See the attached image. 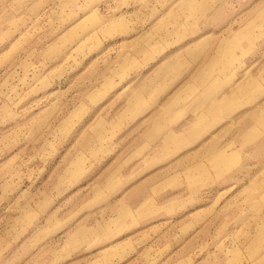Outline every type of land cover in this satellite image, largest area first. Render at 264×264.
<instances>
[{
  "label": "rangeland",
  "instance_id": "obj_1",
  "mask_svg": "<svg viewBox=\"0 0 264 264\" xmlns=\"http://www.w3.org/2000/svg\"><path fill=\"white\" fill-rule=\"evenodd\" d=\"M263 107L264 0H0V264H264Z\"/></svg>",
  "mask_w": 264,
  "mask_h": 264
},
{
  "label": "crops",
  "instance_id": "obj_2",
  "mask_svg": "<svg viewBox=\"0 0 264 264\" xmlns=\"http://www.w3.org/2000/svg\"><path fill=\"white\" fill-rule=\"evenodd\" d=\"M259 12L261 13L260 10ZM232 45H234V43H231L230 40H227L222 46L223 48L221 53H217L208 57L203 63V65L200 67V71H198V73L192 77V81L190 80L188 84H186L184 87L182 86L180 90L173 95L174 96L173 99L170 100L166 105L164 106L160 105V108L151 117L150 121L152 122H150V126L148 125L146 130H149L150 127H152L151 129H153L154 125L157 126V129L161 128L159 126L163 121H167L168 119H170L169 117L170 114L173 115L172 117L173 119H176L179 116L181 109L185 107L186 103L188 101H190L191 103L192 100L191 95L193 93H196V95H198L197 92H199V95L205 96L206 107L205 108L200 107L202 106V104H198L193 107L194 109L200 107L199 109H197L198 111L195 112V116L191 121V122H195L196 133H198L200 129H203V127H209L211 124H213L215 121L219 119L214 114L215 112L219 113V115H222L223 113L224 115H226L227 112H229L230 110L229 109L230 102L238 101V98L241 95L240 93H244L240 91L242 88H238L237 92H234L232 90V93L221 95L219 98L215 96L216 95L215 93L218 92V90H221L220 87L222 86L223 79H225L221 75L214 76L216 70L215 68H219V65L223 66L224 63L225 65H227L226 62H228L231 57L229 51ZM234 46L236 47L237 44H235ZM179 63L180 60H177V62L174 63L173 66H177ZM226 70H225V74H226ZM223 71L224 68L222 67L221 73ZM202 86L204 90L201 89ZM211 87L213 90L211 89ZM206 89L208 90L206 91ZM135 96L137 95L135 94ZM224 106H226L225 112H224ZM221 107L222 109H220ZM263 108L261 110V113L263 112ZM136 112H141V111H136ZM250 119L251 121L249 120V122L247 123L246 120V122L243 123L240 127L242 131L239 134L240 135L239 138L241 139L242 137V140H244L247 137V132H253V136H249L250 138L261 134L262 128L264 127V125L261 126L262 123L260 124L258 121L257 122L258 124H260V129L259 127L256 126L257 125L256 117L253 118V116L251 115ZM189 123H188V127H190ZM259 235H261V233H259Z\"/></svg>",
  "mask_w": 264,
  "mask_h": 264
}]
</instances>
